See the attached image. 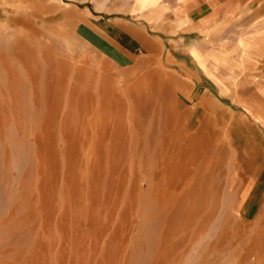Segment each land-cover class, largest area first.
<instances>
[{
  "label": "rangeland",
  "instance_id": "374dc122",
  "mask_svg": "<svg viewBox=\"0 0 264 264\" xmlns=\"http://www.w3.org/2000/svg\"><path fill=\"white\" fill-rule=\"evenodd\" d=\"M106 2L0 0V264H264L260 83Z\"/></svg>",
  "mask_w": 264,
  "mask_h": 264
},
{
  "label": "crops",
  "instance_id": "0c3cea01",
  "mask_svg": "<svg viewBox=\"0 0 264 264\" xmlns=\"http://www.w3.org/2000/svg\"><path fill=\"white\" fill-rule=\"evenodd\" d=\"M106 5L108 18L142 49L163 48L166 64H181L172 50L183 44L209 79L221 69L223 83L241 75L259 82L249 96L264 114V0H107Z\"/></svg>",
  "mask_w": 264,
  "mask_h": 264
},
{
  "label": "bare ground",
  "instance_id": "6f19581e",
  "mask_svg": "<svg viewBox=\"0 0 264 264\" xmlns=\"http://www.w3.org/2000/svg\"><path fill=\"white\" fill-rule=\"evenodd\" d=\"M253 249V248H252ZM249 253H251V252H249ZM246 254H248V252H246ZM248 256V255H247ZM249 258H250V256H248Z\"/></svg>",
  "mask_w": 264,
  "mask_h": 264
}]
</instances>
